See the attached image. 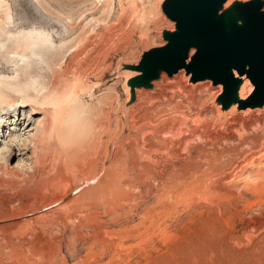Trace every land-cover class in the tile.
I'll use <instances>...</instances> for the list:
<instances>
[{"label": "rangeland", "instance_id": "obj_1", "mask_svg": "<svg viewBox=\"0 0 264 264\" xmlns=\"http://www.w3.org/2000/svg\"><path fill=\"white\" fill-rule=\"evenodd\" d=\"M162 3L0 0L4 32L0 52L8 51V60L14 57L10 58L14 64H8L0 55V79L9 88L3 90L0 110L4 107L9 114V124L18 115L21 121L29 120L30 107L20 110V101L41 100L39 108L49 110L51 120L55 116L68 128L62 137L53 130L46 145L37 142L24 157L5 145L3 136L15 132L13 127L1 128L0 152L4 146L9 152L0 157V264H264V195L246 190L240 176L250 160L260 161L264 155L247 153L240 170L224 181L210 171L202 189L205 201L195 198L170 215L159 198L130 187L133 173L138 174L142 191L148 185L135 162L93 183L99 169L111 166L128 146L126 142L111 149L125 103L123 79L114 74L121 62H134L141 52L159 44ZM157 6L160 14L155 12ZM146 34L145 42L141 37ZM216 99L208 106L218 111ZM76 102L77 112L72 108ZM182 106L180 113L167 109L164 114L182 120L184 115L190 117L192 108ZM40 116H34L35 120ZM209 124L212 134L216 118H210ZM31 126L36 127L35 121ZM254 129L246 125V151L254 138L260 141L257 151L264 146V133ZM65 142H70L67 147ZM63 154H70L65 163L59 161ZM41 155L51 160L43 168L37 165L40 172L33 173ZM20 159L24 165L15 168ZM223 159L220 169L228 163L227 157ZM211 191L218 194L210 195ZM154 216L157 224L151 222Z\"/></svg>", "mask_w": 264, "mask_h": 264}, {"label": "bare ground", "instance_id": "obj_2", "mask_svg": "<svg viewBox=\"0 0 264 264\" xmlns=\"http://www.w3.org/2000/svg\"><path fill=\"white\" fill-rule=\"evenodd\" d=\"M158 1L162 3L164 0ZM159 9L158 6L157 9H155V12L158 14L161 13ZM169 29L171 30L172 26L169 27ZM0 32V39H3L4 32L1 31V29ZM5 52H0V55L1 58L9 64V62H12L10 61L11 57H9L8 60V51ZM10 55H12V53ZM12 58H14L13 55ZM23 67L25 68V66ZM136 75L137 72H129L126 79ZM5 81L0 79V102L1 98H4L5 96L3 94V90H9ZM153 85L154 88L152 91H146L143 89L136 90L137 104L133 105L136 113L132 114L126 121L124 120L126 127L131 131L128 132L124 140L125 143L128 142V146L115 156L111 166L105 167L103 170L99 169L100 174H98L95 182H93L94 185L98 180L101 182L104 178L110 177L114 175V173H118L123 170L127 164L131 165L136 163V170L140 175H143V179L148 182V185L146 186V190L142 191V182L138 179V174L133 173L132 179L129 182L130 187L138 188L144 194H152V196L159 198L162 207L165 208V213L170 215V213L176 211L179 205L187 206L188 203L195 198L205 201L202 189L205 185V179L209 176L210 171L219 179H225L226 177H229L228 175H230L233 171V173H236L235 170L240 168L239 164L245 162L244 158H246L245 155L247 153L253 152L254 155L257 156L264 155L263 145L260 149H258V151L256 150L260 143V141L256 138L251 139L250 143H247V145L250 146L249 151L244 149L245 137L247 135L246 125H250L252 129L254 127L258 132L264 133V107L261 109L247 108L245 110H241L237 105H234L229 110L222 111L220 106H218L219 108L217 109L220 112L219 113L214 107H209L208 102L214 100L216 97H219L222 92V87H214L203 82L192 84L189 82L188 77L184 74V72H180L171 79L163 76L159 82H156ZM252 92V85H250L248 81H244L240 88L239 97L242 100H246ZM70 97L73 99L75 98L73 91L71 92ZM26 98H23L22 101H20L21 104L19 106L20 110L30 107L31 113L28 115L29 120H27V117L22 120L24 123L28 121L25 125L22 123L20 115L15 117L12 124L11 122L9 124L7 120V116L9 114L4 112L5 110L3 111L4 107H1L2 109L0 110V131L1 128L5 127L7 124H9L10 127L12 126V129L15 130L13 133L10 131V134L6 138L3 136L4 139L7 140L5 145L10 146L9 150L14 151V155L18 157L26 156L32 149L31 147L36 145L37 142L46 145L48 141L46 138L53 130L57 131L62 137V135L67 134L68 129L67 126L62 121L56 119L55 116L54 119L52 117L53 120H51L49 110L42 107V105V108H39V102L41 100H38L39 102L37 103H33ZM8 100L9 98L7 101ZM17 100L19 101L21 99L18 98ZM16 102L17 101H15V103ZM3 103L4 102L0 104ZM183 104L192 108L193 113L190 117L184 115L182 120L181 118L176 119L175 117H170V115L164 114L167 109L172 111L174 114L180 113L178 110L183 108ZM73 105L74 106L72 108L75 112H77L80 105L77 102ZM206 105L207 107L205 108ZM12 106L14 105L10 104V107ZM39 114L41 115L40 119L35 120L34 116ZM107 115L109 116L108 113ZM210 118L212 120L216 118L217 124V127H215L212 131V134H209L208 131L210 128ZM188 119L191 120L190 123L192 126L194 125V127H190ZM33 121H35L36 127L31 126ZM68 143L70 142H65L64 145L67 147L69 145ZM220 144H222V146H220ZM218 146L220 147L216 148ZM9 150H7L4 146L0 152V157H3V154H6ZM15 151H17L16 154ZM42 153L44 152L42 151ZM68 157H70V154L68 156L63 154L59 161L61 163H65ZM225 157L228 158L227 166L224 169H220L219 160ZM38 158L37 164L33 167V173L40 172L36 167L37 165L43 168L47 162L51 160L45 155H41ZM255 159L250 160L246 164V168L241 171L240 176L243 177L241 179L244 180L243 182L244 185H246V190L248 189L252 191L253 194L255 193L258 195L261 193L264 195V159H261L260 161L257 160L256 162ZM22 163L23 160L20 159L15 168H20L21 165H24ZM61 183L66 185L63 180H61ZM89 183L90 182H88V184ZM92 187L94 188V186ZM77 191H74L72 194H75ZM209 194L217 195L218 191H211ZM138 199H141L140 196ZM141 200L143 201V199ZM202 207V205L195 207L194 212L199 211ZM156 216L153 217L151 222H156L157 224ZM182 220H180V222ZM159 221L160 218L158 219V222ZM156 227L159 229V225Z\"/></svg>", "mask_w": 264, "mask_h": 264}, {"label": "water", "instance_id": "obj_3", "mask_svg": "<svg viewBox=\"0 0 264 264\" xmlns=\"http://www.w3.org/2000/svg\"><path fill=\"white\" fill-rule=\"evenodd\" d=\"M161 11L159 44L134 62H121L114 74L123 79L125 103L111 149L125 144L124 136L131 132L124 119L136 113V90L152 91L163 76L171 79L184 72L192 84L221 86L215 105L222 111L234 105L241 110L264 107L263 0H164ZM147 36L141 39L146 42ZM129 72L137 75L126 79ZM244 81L253 87L246 100L239 97Z\"/></svg>", "mask_w": 264, "mask_h": 264}]
</instances>
